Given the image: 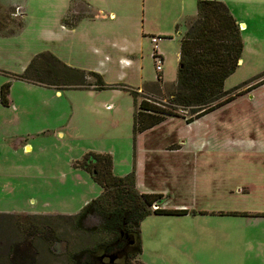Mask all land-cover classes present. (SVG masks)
Returning <instances> with one entry per match:
<instances>
[{"label": "rangeland", "instance_id": "374dc122", "mask_svg": "<svg viewBox=\"0 0 264 264\" xmlns=\"http://www.w3.org/2000/svg\"><path fill=\"white\" fill-rule=\"evenodd\" d=\"M198 1L0 0V90L10 83L13 103L10 111L0 107V121L16 127L15 147L7 134L0 142V214L19 219V242L36 231L24 264H72L101 240L59 217L79 214L102 195L80 166L92 154L110 156L118 177L135 173L141 193L163 194L162 208L189 211L142 221L143 263L264 264V84L243 96L264 79V0H219L245 25L240 65L225 83L226 91L243 86L231 93L237 100L191 123L189 111L178 108L134 134V91L139 103L172 106L181 40ZM152 36L164 56L162 73ZM47 52L101 74L105 87L96 89L94 77L92 85L61 91L19 79ZM7 129L0 125V136ZM2 221L6 253L17 237ZM46 223L59 241L44 236Z\"/></svg>", "mask_w": 264, "mask_h": 264}, {"label": "trees", "instance_id": "16d2710c", "mask_svg": "<svg viewBox=\"0 0 264 264\" xmlns=\"http://www.w3.org/2000/svg\"><path fill=\"white\" fill-rule=\"evenodd\" d=\"M186 23L188 29L181 40L177 82L169 95L172 106L165 109L158 102L152 104L142 100L139 103L140 92L134 91L138 107L134 114L135 135L161 125L168 116H176L178 108L189 111L187 121L191 123L235 101L239 94L232 96V91L243 87L231 91L225 89V83L238 69L244 51L240 24L228 5L219 0H199L197 15ZM88 77L96 79V89L105 87L101 74L73 68L47 52L36 55L19 79L61 91L92 85L88 83ZM262 84L264 79L248 86L246 93ZM10 89L11 84L5 83L0 90V102L6 107L10 105ZM80 166L102 185V195L88 203L79 214L59 217L67 219L73 230L99 235L101 240L93 248L77 255L72 264H117L119 260H123V264H145L140 259L143 253L142 221L152 214L189 213L187 209L162 208L163 194L141 193L135 173L125 177L114 175L110 156L92 154ZM6 218L14 227L17 241L6 253L0 247V264H24L36 239V231L26 236V242H19L20 233L24 232L19 219L13 214H0V225ZM92 218H96L97 223L89 225ZM45 226L44 236L52 244L59 241L54 227L50 223ZM110 258L115 259L113 263Z\"/></svg>", "mask_w": 264, "mask_h": 264}, {"label": "crops", "instance_id": "0c3cea01", "mask_svg": "<svg viewBox=\"0 0 264 264\" xmlns=\"http://www.w3.org/2000/svg\"><path fill=\"white\" fill-rule=\"evenodd\" d=\"M197 15V14H196ZM111 17H115V14L114 13H112L111 14ZM195 17V16H194ZM235 17V16H234ZM188 18H193L192 16H190V17H188ZM85 20H88V19H83V21L82 22H84ZM238 21V20H237ZM238 23L240 24V28H241V26L242 27H245V25L244 24H242L241 22H239L238 21ZM241 30H242V28H241ZM152 38H153V36L151 37V41H152ZM155 44V43H154ZM157 45H158V42H157ZM158 49H159V47H158ZM160 51V50H159ZM160 53H162V52H160ZM163 55V54H162ZM127 63H129L128 62V60L126 61ZM248 95V93H246V94H244L243 96H247ZM242 96H239L238 97V99L239 98H241ZM237 100V99H236ZM235 100V101H236ZM235 101H233V102H231V103H229V104H227L226 106H228V105H231V104H233ZM0 107L1 108H3V109H8L9 111L13 108V103H11L10 102V105L8 106V107H6V106H3L2 104H1V102H0ZM9 123L8 124H6V119H4V121H0V125L2 126L3 124L4 125H7L8 126V129L4 132V134H3V136H0V142L2 141V140H5L6 138H5V136H7L8 135V140L9 141H11L12 142V145L15 147V144H16V136H15V132H16V127H15V123H14V121H9V120H7ZM3 123V124H2ZM7 134V135H6ZM31 148H32V146L30 145V144H26L25 146H24V150L27 152V151H29V150H31ZM31 152V151H30Z\"/></svg>", "mask_w": 264, "mask_h": 264}, {"label": "built area", "instance_id": "2783aa9c", "mask_svg": "<svg viewBox=\"0 0 264 264\" xmlns=\"http://www.w3.org/2000/svg\"><path fill=\"white\" fill-rule=\"evenodd\" d=\"M152 42L155 43V52L153 54V58H154L155 63H156V70L158 73H162L164 56L162 55V53H160V51L158 49V45H157L158 39L153 37Z\"/></svg>", "mask_w": 264, "mask_h": 264}, {"label": "water", "instance_id": "95a60500", "mask_svg": "<svg viewBox=\"0 0 264 264\" xmlns=\"http://www.w3.org/2000/svg\"><path fill=\"white\" fill-rule=\"evenodd\" d=\"M114 260H115L114 258H110V261H111L112 263L114 262Z\"/></svg>", "mask_w": 264, "mask_h": 264}]
</instances>
